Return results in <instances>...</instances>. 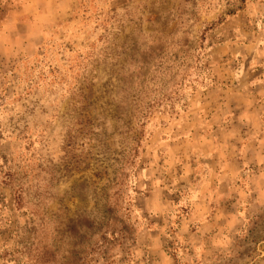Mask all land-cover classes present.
Masks as SVG:
<instances>
[{
	"label": "rangeland",
	"instance_id": "obj_1",
	"mask_svg": "<svg viewBox=\"0 0 264 264\" xmlns=\"http://www.w3.org/2000/svg\"><path fill=\"white\" fill-rule=\"evenodd\" d=\"M115 213L109 264H264V0H0V264Z\"/></svg>",
	"mask_w": 264,
	"mask_h": 264
},
{
	"label": "trees",
	"instance_id": "obj_2",
	"mask_svg": "<svg viewBox=\"0 0 264 264\" xmlns=\"http://www.w3.org/2000/svg\"><path fill=\"white\" fill-rule=\"evenodd\" d=\"M113 216L115 217V219L113 220V218H111V220H109V228L107 227L104 231H102L99 240L95 244H93L91 248H87V259L89 258L88 256H96V258H101L105 264H109L110 256L108 253L115 246L123 245L124 241L128 242V228H123L124 225H121V223L117 221L118 216L116 213ZM118 223L120 224V227L116 228L119 225ZM105 225H108V223H106Z\"/></svg>",
	"mask_w": 264,
	"mask_h": 264
}]
</instances>
